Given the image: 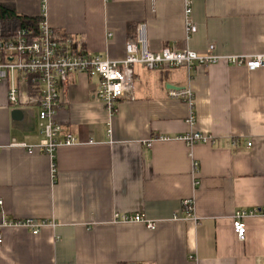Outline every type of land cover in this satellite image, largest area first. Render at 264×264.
<instances>
[{"label":"crops","instance_id":"1","mask_svg":"<svg viewBox=\"0 0 264 264\" xmlns=\"http://www.w3.org/2000/svg\"><path fill=\"white\" fill-rule=\"evenodd\" d=\"M0 5L45 16L75 48L111 61L126 59L139 25L151 52L205 55L214 45L222 58L264 56V0H193L198 32L190 40L180 0ZM97 82L71 73L62 87L60 138L72 134L77 144L58 148L55 160L11 146L14 139L38 146L44 135L37 108L23 110L21 122L12 119L9 88L0 84V264H264V67L221 61L191 72L136 65L135 100L121 102L114 117L92 99ZM188 89L193 105L170 96ZM191 133L213 140L177 139ZM186 200L194 201V220L185 217ZM239 211H257L244 220L245 241L232 227ZM29 218L51 225L38 235L1 228L4 220Z\"/></svg>","mask_w":264,"mask_h":264},{"label":"built area","instance_id":"2","mask_svg":"<svg viewBox=\"0 0 264 264\" xmlns=\"http://www.w3.org/2000/svg\"><path fill=\"white\" fill-rule=\"evenodd\" d=\"M47 0H43L46 4ZM160 1V0H157ZM184 5V21L186 39H192L198 32V26L193 21V0H180ZM37 28L19 29L7 39L0 33V84L8 86V103L13 110L37 108L40 128L44 135L38 146H29L19 143L15 139L12 147L26 149L29 152L40 151L55 160L56 152L61 146H73L77 139L68 134L63 139V128L57 121L58 112L62 106L61 89L68 82L71 73H83L98 80L93 90L92 99L104 105L110 117H114L119 104L124 101L135 100L134 67L142 65L149 71L162 69L186 68L193 71L196 65L209 66L225 61L227 65L246 66L250 70L264 67V56L245 59L243 57H223L214 54L215 46L210 45L205 55L186 49L173 51L165 48L160 52H151L146 46L145 26L139 25L137 38L127 44L126 59L111 61L89 50H78L71 37L62 42L49 26L46 17L42 16ZM170 96L174 100L194 104L191 90H173ZM194 123V114L189 117ZM168 140L167 137H159ZM188 145L209 144L212 137L202 133H191L177 138ZM90 143H93L91 140ZM249 148L252 143L247 144ZM151 147V144H148ZM0 201V205H2ZM183 211L187 219H195L194 201L186 200ZM257 211H239L233 218V229L240 241H245L246 217L256 214ZM115 221L140 222L141 218L115 215ZM51 225L46 221L29 218L21 221L4 220L1 228H24L33 235ZM148 229L154 230L155 223L148 222ZM0 243L2 239L0 236Z\"/></svg>","mask_w":264,"mask_h":264},{"label":"trees","instance_id":"3","mask_svg":"<svg viewBox=\"0 0 264 264\" xmlns=\"http://www.w3.org/2000/svg\"><path fill=\"white\" fill-rule=\"evenodd\" d=\"M14 7L10 5H0V33L4 38H11L16 31L24 28H37L41 19L20 16L16 14ZM59 41H64L66 36L55 33ZM79 43L76 42V45Z\"/></svg>","mask_w":264,"mask_h":264},{"label":"water","instance_id":"4","mask_svg":"<svg viewBox=\"0 0 264 264\" xmlns=\"http://www.w3.org/2000/svg\"><path fill=\"white\" fill-rule=\"evenodd\" d=\"M12 119L15 120V121H19L21 122L24 118V112L23 110H13L12 113Z\"/></svg>","mask_w":264,"mask_h":264}]
</instances>
